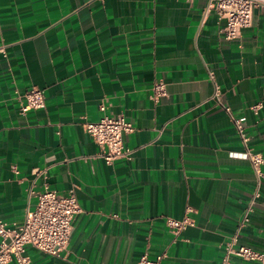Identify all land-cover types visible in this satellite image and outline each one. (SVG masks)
Masks as SVG:
<instances>
[{
  "label": "crops",
  "instance_id": "crops-1",
  "mask_svg": "<svg viewBox=\"0 0 264 264\" xmlns=\"http://www.w3.org/2000/svg\"><path fill=\"white\" fill-rule=\"evenodd\" d=\"M207 7L208 0H0V219L23 223L37 202L31 190L44 183L61 194L74 189L82 208L67 249L53 256L28 246L31 264H139L145 254L163 255L160 264H221L245 214L238 244L264 251V177L212 99L209 74L264 156V7L234 40ZM161 79L167 95L155 101ZM33 86L45 90L46 106L22 113ZM105 113L133 124L124 135L130 159L106 163L84 130ZM35 168L47 172L38 177ZM187 216L194 224L175 235L166 218Z\"/></svg>",
  "mask_w": 264,
  "mask_h": 264
},
{
  "label": "built area",
  "instance_id": "built-area-1",
  "mask_svg": "<svg viewBox=\"0 0 264 264\" xmlns=\"http://www.w3.org/2000/svg\"><path fill=\"white\" fill-rule=\"evenodd\" d=\"M260 6L264 7V0H208L207 11L215 10L219 18L225 19L224 35L226 39L234 40L241 36L244 28L251 26L254 9ZM0 51H4V46H0ZM209 74L215 85L212 99L231 117L242 140L243 153L251 161L258 178L262 179L264 177L262 171L264 156L254 152L250 147L251 138L247 132L246 117H237L231 107L223 102L222 90L215 81V75L212 71ZM166 95L165 80H157L152 86V99L159 101ZM45 106V90L33 86L24 94V99L21 101V112L27 113L32 109ZM261 106L262 104H256L251 108L258 111ZM100 109L105 112L106 106L101 105ZM84 130L100 146V155L106 163L112 164L117 159L131 158L133 150L126 146L124 135L133 132L134 126L124 114L113 116L105 113L96 121H86ZM46 172L47 170L42 168L34 169L38 177L44 176ZM31 193L37 196V202L34 208L27 211L23 223L10 227L0 219V264H8L12 260H15L17 264H31V258L27 254L28 246L53 256H59L67 249L74 217L82 211L75 190L61 194L44 183L41 190L32 189ZM189 210L191 211V208ZM248 220L249 216L245 214L237 232L225 242L221 264H232L233 257L245 261H259L264 264V251L238 244L239 232ZM166 224L175 235H178L189 225H193L194 219L190 216L183 219L167 217ZM162 258L163 255H159L157 259L152 260L145 254L139 260V264H160Z\"/></svg>",
  "mask_w": 264,
  "mask_h": 264
}]
</instances>
